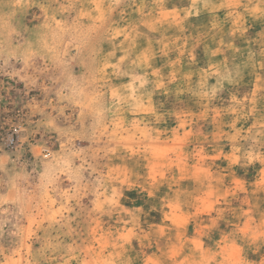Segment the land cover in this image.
Segmentation results:
<instances>
[{
  "label": "clouds",
  "instance_id": "clouds-1",
  "mask_svg": "<svg viewBox=\"0 0 264 264\" xmlns=\"http://www.w3.org/2000/svg\"><path fill=\"white\" fill-rule=\"evenodd\" d=\"M0 264H264V0H0Z\"/></svg>",
  "mask_w": 264,
  "mask_h": 264
}]
</instances>
